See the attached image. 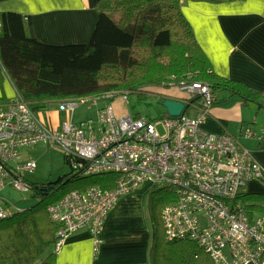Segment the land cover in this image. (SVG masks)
I'll return each mask as SVG.
<instances>
[{
	"label": "built area",
	"instance_id": "2783aa9c",
	"mask_svg": "<svg viewBox=\"0 0 264 264\" xmlns=\"http://www.w3.org/2000/svg\"><path fill=\"white\" fill-rule=\"evenodd\" d=\"M176 88L187 95L166 98L187 105L180 115L164 114L163 133L143 115L116 116L110 104L97 111L96 120L62 119L57 124L34 110L17 90L0 104V189L7 179L15 188L33 189V182L24 180L21 171L33 170L35 162L17 159L21 147L38 142L60 147L79 174H111L106 181L111 185L90 183L72 188L47 205L57 225L55 251L67 234L79 229H88L98 237L112 205L149 182L167 187L173 195L160 208L166 239L196 240L214 264H264L262 217H250L236 200L247 182L264 179V165L235 134L203 127L215 99L209 84L182 82ZM116 94L127 98L128 93L109 91L66 98L57 107L72 115L80 103L87 101L90 107L99 98ZM190 107L194 116L186 114ZM241 134L254 136L256 131L246 126ZM11 210L0 204V218Z\"/></svg>",
	"mask_w": 264,
	"mask_h": 264
},
{
	"label": "trees",
	"instance_id": "16d2710c",
	"mask_svg": "<svg viewBox=\"0 0 264 264\" xmlns=\"http://www.w3.org/2000/svg\"><path fill=\"white\" fill-rule=\"evenodd\" d=\"M93 3L103 16L102 22L88 41L67 44L39 40L27 15L25 18L16 11L0 10L1 65L34 110L43 111L48 103L66 98L135 89L156 92V87L193 81L209 84L214 93L221 91L218 100L236 94L243 104L253 101L264 108L260 91L214 71L180 0ZM7 100L0 96V103ZM66 159L70 162L67 156ZM98 175H82L74 170L67 180L91 176L90 183L111 185L106 183L110 173ZM261 181L264 184V179ZM61 182H33L34 196L40 195L42 199L0 218V264H54L57 225L51 220L47 205L56 199H44ZM172 196L165 186L151 192L149 263L214 264L196 240L164 237L160 208ZM238 199L250 217L256 211L264 212V192L242 191L236 196Z\"/></svg>",
	"mask_w": 264,
	"mask_h": 264
},
{
	"label": "crops",
	"instance_id": "0c3cea01",
	"mask_svg": "<svg viewBox=\"0 0 264 264\" xmlns=\"http://www.w3.org/2000/svg\"><path fill=\"white\" fill-rule=\"evenodd\" d=\"M180 1L214 71L239 80L264 96V4L261 0ZM0 10L27 15L33 34L41 41L55 44L86 42L103 20L93 0H0ZM15 92L0 62V96L9 99ZM215 95L208 116L202 121L203 127L211 131H229L239 138L243 127L255 125L251 104L264 109L253 101L243 104L236 94L224 100H218V92ZM182 96L179 93L176 98ZM255 136L244 137L241 143L246 145ZM258 140L260 148L246 146L264 165V130ZM147 192L149 183H144L122 195L110 208L98 237L88 229L67 234L53 263L150 264L151 227L144 198ZM255 214L262 217L264 224V212Z\"/></svg>",
	"mask_w": 264,
	"mask_h": 264
},
{
	"label": "rangeland",
	"instance_id": "374dc122",
	"mask_svg": "<svg viewBox=\"0 0 264 264\" xmlns=\"http://www.w3.org/2000/svg\"><path fill=\"white\" fill-rule=\"evenodd\" d=\"M175 83H171L165 87H156V92L154 91H138L137 89L127 92V98L123 97L122 94H116L113 98H99L96 103L88 107L89 102L80 103L77 105L72 115L70 113L59 112L58 103L50 102L47 107L42 111L46 117L55 122L56 124L62 119H70L72 121H81L91 118L96 120L97 111L106 107L109 104L112 106L113 112L116 116H123L128 113L132 115L140 114L149 119H151L160 133L164 132L162 118L167 112L166 106L163 105L162 101L166 96L170 95L173 97L178 96V94L187 95L186 91L178 90ZM222 95L221 91H218V96ZM253 107L252 120H254L253 129L256 131V136L249 138L251 142L246 143V145L251 148H260L258 137L262 135L264 130V109H258L255 104H251ZM255 110L257 113L255 114ZM49 114V115H48ZM186 114L189 116H194L195 112L190 107L187 109ZM245 135L238 138L239 141H243ZM20 156L17 162L34 161L35 168L33 170H22L21 174L26 181L31 182H46V181H57L61 179L62 184H57L50 195L46 196L44 201L57 199L68 190L72 188L81 187L86 183H90L93 179L90 177L79 178L75 180H67L69 174L74 173L71 164L67 161L63 150L55 145H51L45 142H38L36 144H30L21 147ZM11 165H16L15 161L10 162ZM100 176H104L99 174ZM93 177V176H92ZM95 178V177H94ZM7 183L0 189V204L8 205L12 210L16 207L27 208L35 203H38L42 196H34L33 189L21 190ZM149 183V182H148ZM155 187L159 185H154L149 183V192L144 194L146 209L149 211L150 208V196L151 192ZM244 191H262L264 190V184L259 179H252L243 186ZM173 197V196H172ZM258 215V214H257ZM34 264H39L36 261Z\"/></svg>",
	"mask_w": 264,
	"mask_h": 264
},
{
	"label": "water",
	"instance_id": "95a60500",
	"mask_svg": "<svg viewBox=\"0 0 264 264\" xmlns=\"http://www.w3.org/2000/svg\"><path fill=\"white\" fill-rule=\"evenodd\" d=\"M162 103L164 106H166L167 112L173 116L180 115L184 107L187 105L180 99L170 98V97L164 98ZM262 146H264V140L262 141Z\"/></svg>",
	"mask_w": 264,
	"mask_h": 264
},
{
	"label": "snow or ice",
	"instance_id": "6c2138e0",
	"mask_svg": "<svg viewBox=\"0 0 264 264\" xmlns=\"http://www.w3.org/2000/svg\"><path fill=\"white\" fill-rule=\"evenodd\" d=\"M261 3L264 4V0H261Z\"/></svg>",
	"mask_w": 264,
	"mask_h": 264
},
{
	"label": "flooded vegetation",
	"instance_id": "af4514ba",
	"mask_svg": "<svg viewBox=\"0 0 264 264\" xmlns=\"http://www.w3.org/2000/svg\"><path fill=\"white\" fill-rule=\"evenodd\" d=\"M45 185H48V184H45Z\"/></svg>",
	"mask_w": 264,
	"mask_h": 264
}]
</instances>
